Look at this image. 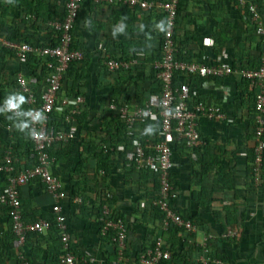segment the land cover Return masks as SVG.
I'll list each match as a JSON object with an SVG mask.
<instances>
[{
  "label": "crops",
  "instance_id": "obj_1",
  "mask_svg": "<svg viewBox=\"0 0 264 264\" xmlns=\"http://www.w3.org/2000/svg\"><path fill=\"white\" fill-rule=\"evenodd\" d=\"M63 1L46 0L49 6L41 12L36 23L34 17L25 14L24 7L16 6L13 0H0V37L15 43L32 42L38 45L33 46L36 49L50 47L53 39L47 32L51 28L50 22H46L65 13ZM251 1L259 7L264 24V0ZM115 5L104 0L99 3L91 0V9L84 6L80 12L77 33L82 42L79 45L88 58L86 68L82 67L83 77L77 91L83 95L81 114L86 113V118L78 126L72 143L57 145L53 150L58 156L53 172L69 195L62 202L71 233L69 249L80 264H140L141 254L154 245L158 233L148 212V197L155 196L154 184L151 176L127 168L123 151L126 144L117 145L113 168L102 184L96 174L102 159L91 155L90 161L81 162L87 145L97 148V153L101 146H111L110 135H116L117 123L114 112L109 109L110 104L147 108L150 97L160 94L151 92L157 88L153 61L161 54L160 40L166 29L164 15L160 11ZM175 33L181 58L188 62L212 65L222 61L239 70L259 65L260 39L249 16L246 17L245 10L242 11L235 0H188L178 17ZM222 37L228 39L225 44L216 41ZM0 50H4L0 54V87H6L8 92L17 87L21 92L17 79L29 75L26 76L22 68L25 62H21L14 51ZM134 53L136 57L132 58ZM31 56L45 59L39 52ZM134 59L138 61V71H131L134 75L129 70L110 72L107 68L110 60ZM46 77L36 85L39 96L45 89ZM184 80L192 87H200L199 100L207 107L219 108L224 116L212 121L199 119L204 144L197 151L198 160L191 158L184 141L179 142L180 146H174V168L170 178L172 206L185 218L191 217L197 231L183 232L171 238L166 236L170 248L176 242L173 250H168L175 256L172 264H201V258L207 254L222 264H264V168L260 180L254 184L252 175L255 171L252 174L249 166V155L255 147V92L234 75L213 79L211 86H203L207 80L198 77H184L179 84ZM69 86L62 94L71 92V81ZM33 95L36 101L34 91ZM23 96L31 106L27 96ZM119 119L126 126L120 115ZM142 124L136 126V132ZM232 183L234 187H225ZM97 188L111 196L110 203L106 200L100 206ZM72 192L77 193L73 198ZM20 195L24 202L23 214L29 219L24 218L26 222L47 220L40 216L54 215L55 200L39 183L21 187ZM76 197L82 199L81 204L74 203ZM107 203L112 216L122 221L127 232L126 249L122 253L116 241L118 231L102 232V210ZM7 215L6 208H0V240L10 230ZM159 222L156 220L155 224ZM229 230L237 231V236L223 238ZM41 235L49 240L32 237L24 248L25 253L29 255L32 250H41V258L44 260L49 256L50 259L52 254L60 251L59 241L49 231ZM207 236L216 239L207 244L209 252L205 253ZM31 264L43 262L32 260Z\"/></svg>",
  "mask_w": 264,
  "mask_h": 264
},
{
  "label": "built area",
  "instance_id": "obj_2",
  "mask_svg": "<svg viewBox=\"0 0 264 264\" xmlns=\"http://www.w3.org/2000/svg\"><path fill=\"white\" fill-rule=\"evenodd\" d=\"M85 0H67L65 4V17L63 20H54L49 26L59 35V44L42 49H36L28 43L10 42L0 37V48L14 51L21 62H26L28 57L39 52L45 59L55 61L54 69L45 79V89L41 95L40 103L35 107V98L32 87L39 83L36 77H18L17 83L20 91L27 96V102L33 108L30 111V128L34 143V152L30 159L32 166L16 171L12 149L8 147L0 162V172L7 175V185L0 193V206L6 208L8 216L12 221V229L15 235V248H23L29 234H42L51 230L52 223L48 220L25 222L20 197V188L28 185L33 180H40L46 186L55 204L52 211L55 215V222L61 232V241L65 249L63 257L64 264H80L77 258L69 249L71 233L68 219L63 212L62 202L68 198L64 184L54 174L55 158L49 153L53 146H67L75 139L78 132L77 117L82 112L84 98L60 96L63 77L71 62L84 59L82 51L73 49L72 30L79 16L81 6ZM103 0H96L97 3ZM108 4H120L132 9L138 8L144 11H160L164 15L165 34L162 42V60L157 62L154 68L159 72L158 78L162 84V92L159 95L150 97L147 108L131 107L128 105L118 106L110 104L109 109L120 115L126 122V137L131 142L129 148H123L125 153L126 166L135 168L137 171L150 170L158 174L160 188L158 196L153 200V206L163 213V218L158 224V235L155 243L142 253L140 264H161L164 260L171 258V253L164 248L162 233L169 232L172 228H182L188 234L197 231V226L186 221L172 206L171 171L174 168L173 154L174 146L179 142H185L190 151L191 158L198 160V150L203 146L200 132L199 119L215 120L223 118L224 114L219 108L207 107L199 100L200 87H192L184 80L181 84L175 85V74L180 73L181 79L186 77H198L205 79L202 85L211 86L213 79L238 75L247 80L250 88L255 92V182L261 178L264 168V24L259 7L251 0H235L239 8L247 10L252 24L255 26L256 34L260 39L261 52L259 65L255 69L244 68L234 69L227 62H218L207 65L203 63L181 61L177 57V48L174 42V35L177 27L178 6L180 0H104ZM138 64L137 59L128 61L110 60L107 68L110 72L130 70ZM2 104L0 103V106ZM5 111L18 115V110L13 107H5ZM57 112L63 115V125L60 128L51 126V115ZM161 119V131L159 140L154 142L146 140L142 142L135 138L136 126L148 120L157 121ZM107 152L108 148L104 147ZM114 151V148H109ZM119 150V149H118ZM110 199L111 196L107 195ZM75 204H81L82 199L76 197ZM102 232L107 234L110 230H117L116 241L119 244L121 253L126 249L127 232L121 220L112 216L109 204H105L102 210ZM237 231L229 230L222 235L223 238H234ZM214 236H207L205 239V253L209 252L207 244L215 240ZM208 255V254H207ZM201 258V264H222L220 260H213L209 256ZM20 264H29L24 253H19Z\"/></svg>",
  "mask_w": 264,
  "mask_h": 264
},
{
  "label": "trees",
  "instance_id": "obj_3",
  "mask_svg": "<svg viewBox=\"0 0 264 264\" xmlns=\"http://www.w3.org/2000/svg\"><path fill=\"white\" fill-rule=\"evenodd\" d=\"M46 0H13V2H16L15 5L21 7H24V12L25 14H28L30 17H34L35 18V22L37 23L39 21V17L42 16L41 12L44 11L46 9V7H48L49 5L45 2ZM188 0H180L179 2V6H178V17L180 16L182 10L185 8L186 2ZM64 5L66 4L67 0H64ZM84 6L89 7L91 9V0H85L81 6L80 12L83 10ZM116 7L120 6L123 8H128L130 9V7L127 6H122L120 4H116ZM65 8V7H64ZM65 12V11H64ZM80 12H79V16H80ZM248 14V15H247ZM245 15L246 17L249 16V13L247 10H245ZM78 16V18H79ZM65 17V13H63L62 15H60L57 19L56 18H49V20L46 22V24H48L49 22H51V20H63ZM77 18V20H78ZM77 20L75 22V25L73 27L72 30V36H73V42H72V48L73 49H77L83 52L84 48L79 45V42H82L81 40L78 39V27H77ZM178 20V18H177ZM49 31H47L52 39H53V43L49 46H56L59 44V38L60 35L54 31V29L52 28H48ZM165 31L163 32V36H164ZM163 36L161 37L160 40V53L158 54V56L156 57V59L153 61V64L155 65L157 62L162 60L163 57V53H162V42H163ZM228 39L222 37L221 40H216L217 42H219V44H225L226 41ZM174 42L176 44V48H177V43H176V33L174 35ZM22 43V42H21ZM29 43L32 46H38L35 44H32V42H26ZM42 47V46H41ZM44 47V46H43ZM47 47V46H46ZM2 51L4 50H0V54H2ZM177 57L179 60L181 61H189L185 59L181 58L182 53H180V51L177 48ZM8 52V51H5ZM260 52H261V46H260ZM136 57V53H134L132 55V58ZM87 58L88 56H84V59L81 61H77V62H71L65 72V75L63 77V81H62V85L64 86V89L62 88L61 92H60V96L63 97H77V96H82L83 95L80 93L79 90L80 86H81V80L83 77V68L87 66ZM52 63L53 66H55V61L51 60V59H40V58H34V56H29L27 61L25 63H21L23 65V69L26 72V76L27 74H29L27 76V78H32V77H36L38 80L40 79H44L46 76H48L51 72L54 71V69L52 68V66H50V64ZM152 64V65H153ZM138 65V64H137ZM136 66H134L132 69H130L128 72H131L132 70H136ZM234 69H238L236 67L233 66ZM257 67H254L252 69H255ZM155 69V68H154ZM239 70V69H238ZM138 71V70H136ZM127 72V71H125ZM134 72V71H133ZM137 73V72H135ZM155 73V80H156V85H157V90L155 89L154 91H152L151 93H157V92H162V84L160 79L158 78V71L155 69L154 70ZM131 75H134V73L131 72ZM234 76H238V75H234ZM180 79H181V74L177 73L175 74V78H174V82L175 85H178L180 83ZM242 82H244V85L246 86V88L249 86L250 84L247 80H244L242 78H240ZM201 80V79H200ZM70 81L73 83V87L71 88V92H67V94H62V91L65 90L67 88V90H69V85H70ZM195 85H198L196 83V81L194 82ZM33 91L35 92V95L37 97L36 103H35V107H37L40 103L41 100V96H39L38 94H36L37 92V87L36 85L32 87ZM74 94V95H73ZM254 99H255V95H254ZM0 103L2 104L0 106V162L5 154V150L10 146L12 147V154H13V158H14V166L16 171L25 169V168H29L30 166H32L33 164V160L30 159L31 154L34 152V143L32 140V133H31V128H30V119H29V114L30 111L32 110L33 107L28 106L26 103V98L23 96V94L21 92H19V89H17V87L15 88L14 91H10L8 92L5 88L0 87ZM255 103V102H254ZM15 107L18 109V115L15 116L10 112H7L4 110L5 107ZM115 113V112H114ZM113 113V117H115V123L116 127H117V132L116 135L111 134V146L107 147L108 150L107 152L105 151V149L101 146V150L100 152L97 153V148H93V146L91 145H87L86 148V153H85V157H83V159L81 160V162L86 163L88 161L91 160V155L92 156H98L100 158V163L98 166V170L96 172L97 175H99V181L102 184V181L105 180V177L109 174L110 168H113L112 165H114V159L116 157V151H117V145L119 144H126V149L129 148V141L127 140V137L125 135L126 133V126L123 124L122 121H120L119 119V115L118 114H114ZM254 114H255V104H254ZM84 118H86V113L85 114H81L79 115L76 119H77V125L80 126L83 123ZM51 126H54L56 128H60L63 125L64 119H63V115L59 114L57 112H54L51 115ZM151 129V132H148L147 130ZM161 131V119L160 117L158 118L157 121H147L146 123L142 124L141 127L137 130V132L135 133V138L136 139H141V140H151V141H158L159 140V134ZM104 142V140H103ZM179 143H177L176 145H178ZM106 145V142L103 143V146ZM180 146V145H178ZM7 147V148H6ZM56 146H53L52 148L49 149V153L52 157H56L58 158V156L56 154L53 153V150ZM114 148V151H111L109 148ZM182 147V146H181ZM255 148V147H254ZM200 150V149H199ZM198 150V151H199ZM202 152V150H201ZM115 156V157H114ZM56 161V159H55ZM249 161H250V169L252 170V174L254 172V162H255V152L253 150V152L249 155ZM83 165V164H82ZM128 168V167H127ZM129 170L131 172L134 173H139V174H146L148 176H151L152 179V183L154 184V197L150 196L148 197V212L149 215L152 217V225L155 228V230L159 229V226L157 224H155L156 220L161 221L163 218V213L156 208L155 206H153V200L158 196V191L160 188V182H159V176L158 174H156L153 171L150 170H141V171H137L135 168H129ZM253 176V183L255 184V175ZM7 175H3L0 172V193L4 190L5 186L7 185ZM35 183H39L43 188L46 189L45 184H43L40 180H33L32 182H30L28 185H33ZM225 183V181H224ZM172 185V184H171ZM227 189H230L232 187H234V184L232 183L230 186L226 185L225 186ZM98 199L100 202V206H102L106 200L107 202H111V200H109L107 198V195L105 193L104 190L102 189H98ZM47 191V190H46ZM173 193V192H172ZM215 193V192H214ZM213 193V194H214ZM77 195L76 192H72L71 197H75ZM21 197V195H20ZM21 201H22V206L24 205L23 203V199L21 197ZM0 208H3L2 206H0ZM53 213V211H52ZM8 216V215H7ZM99 216H101V212L99 214ZM182 216V215H181ZM41 219H47L52 223V227L51 230L49 231L50 235H54V237L59 241L58 242V246L60 251L55 252L54 254H52V257L50 259L49 256L46 259H42L40 256L41 250H37L31 251V254L25 253V247L26 244L28 243V241L32 238V237H41L44 240H49V238L47 237H42L41 234H34L31 233L28 235L27 237V241L26 244L23 248L19 249V248H15L14 246V241H15V235L13 233V229H12V221L10 219V217H8L9 222H7L10 225V230H8L7 232H5L0 240V264H20V260H19V253L22 251L26 257V259L29 261V264H31L32 260H39L42 261L43 264H61V260L63 259V257L65 256V252H63V243H61V232L57 227V224L55 222V216L54 215H41L40 216ZM184 218V220L186 221H192L190 220L191 217H186L182 216ZM26 221H29V219L24 216ZM36 219V218H35ZM34 219V220H35ZM37 220V219H36ZM25 221V222H26ZM160 223V222H159ZM231 224V223H230ZM234 225H236V223L232 224V228L235 227ZM185 233V230L182 228H172L169 232L167 233H162L163 239H164V248L167 250H173L174 245H176V242L172 243V247H169V243L170 241L168 239H166V236H179V234L181 233ZM159 233H157L156 235H158ZM171 244V243H170ZM171 253V252H170ZM142 255V254H141ZM175 261V256L171 253V258L169 260H164L161 262V264H172ZM63 262V260H62ZM64 264V263H63Z\"/></svg>",
  "mask_w": 264,
  "mask_h": 264
},
{
  "label": "clouds",
  "instance_id": "obj_4",
  "mask_svg": "<svg viewBox=\"0 0 264 264\" xmlns=\"http://www.w3.org/2000/svg\"><path fill=\"white\" fill-rule=\"evenodd\" d=\"M147 131H148V132H151V129H148Z\"/></svg>",
  "mask_w": 264,
  "mask_h": 264
}]
</instances>
